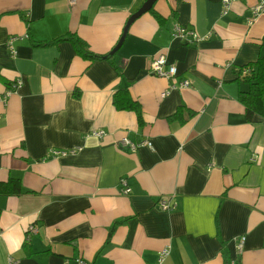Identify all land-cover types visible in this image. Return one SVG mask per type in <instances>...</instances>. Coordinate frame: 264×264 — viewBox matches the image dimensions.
I'll return each instance as SVG.
<instances>
[{"label":"crops","instance_id":"1","mask_svg":"<svg viewBox=\"0 0 264 264\" xmlns=\"http://www.w3.org/2000/svg\"><path fill=\"white\" fill-rule=\"evenodd\" d=\"M145 2L0 0V96L20 82L0 104V182L23 189L0 195V264H157L166 246L163 264H264V119L248 120L237 80L264 56V13L254 18L256 0L226 14L222 0H156L162 21L144 13L112 54ZM178 24L203 40L175 39ZM65 34L111 55L38 45ZM159 55L188 88L162 97L170 81L149 71ZM120 88L141 104L143 124L113 105ZM123 138L151 148L132 152ZM161 198L177 208L162 210Z\"/></svg>","mask_w":264,"mask_h":264},{"label":"trees","instance_id":"2","mask_svg":"<svg viewBox=\"0 0 264 264\" xmlns=\"http://www.w3.org/2000/svg\"><path fill=\"white\" fill-rule=\"evenodd\" d=\"M150 13L154 14L158 20L162 21L161 17L153 8L150 10ZM62 41H71L76 52L86 59L98 60L103 57L108 58L111 55H96L92 53L86 42L74 34H65L51 42H43L38 45L52 46ZM237 80L244 86V89L239 91L238 100L244 106L248 120L253 121L256 116L264 119V56H260L255 62L243 66L239 70ZM112 101L117 110L135 112L137 114L138 122L143 124L141 104L131 96V93L127 88L118 89L114 93ZM180 116L181 113L179 111L178 115H174L176 118H179ZM22 193V183L19 179L11 178L8 181L0 182V195L14 196L21 195ZM121 223L122 221L114 223L110 230L109 237L113 235L117 225ZM225 264H231L229 258H226Z\"/></svg>","mask_w":264,"mask_h":264},{"label":"built area","instance_id":"3","mask_svg":"<svg viewBox=\"0 0 264 264\" xmlns=\"http://www.w3.org/2000/svg\"><path fill=\"white\" fill-rule=\"evenodd\" d=\"M67 1L70 4V6H73L76 3V0H67ZM246 1L248 0H222V14H226L230 10V6L233 2H246ZM252 12L254 14V18L264 13V0H256V4L252 7ZM172 36L175 39L185 44H196L203 40L202 37L196 34L194 31L189 30L179 24L173 27ZM15 39L16 38H12L11 43H13ZM12 53L15 54V51H13ZM149 71L151 74L157 77L165 78L168 81H170L169 89L162 94V97H166L168 94H170L172 90L185 89L190 86V82L187 80L182 81L180 83L177 81L176 79L177 78V68L175 65H168L167 58L164 55H159L152 61ZM19 84L20 82L18 81L15 82L14 85L12 86V89H9L4 95L0 96V104H3L4 106H6L9 100V97L13 93V90H15V88ZM91 136L100 139L104 136V131L96 130L92 132ZM143 145L151 148V143L148 140L139 142V143H134L127 138H123L118 143L119 147H122V148L128 147V149L132 152H136L137 149ZM80 150H81V147H74L69 150H54L51 152V156L54 158H59L60 156L63 157L66 155H74V154H77ZM253 160L255 161L256 159H253ZM120 184L122 186L121 193L127 195L131 192V188L128 185L127 178H122L120 181ZM158 203L161 209L164 211H171L177 208V204L175 202H170L163 198H161ZM27 231L29 233H34L36 232V228L34 225H31L28 227ZM244 243H245L244 236L237 239V249H238L239 254L243 252ZM169 254H170V246H166L164 249L160 251L157 264H163L165 259L169 256ZM79 262L83 263L81 260ZM231 264H238V263L237 261L234 260L231 262Z\"/></svg>","mask_w":264,"mask_h":264},{"label":"water","instance_id":"4","mask_svg":"<svg viewBox=\"0 0 264 264\" xmlns=\"http://www.w3.org/2000/svg\"><path fill=\"white\" fill-rule=\"evenodd\" d=\"M155 2H156V0H146V2L142 5V7L130 17V19L128 20V23L126 25V28L124 30V34H123L122 38L120 39L118 45L111 52L112 54H114L116 51H118L119 48L121 47L130 24L132 22H134L137 18H139L141 15H143L144 13L150 11L153 8V5Z\"/></svg>","mask_w":264,"mask_h":264}]
</instances>
